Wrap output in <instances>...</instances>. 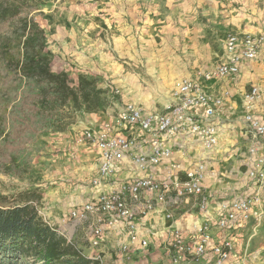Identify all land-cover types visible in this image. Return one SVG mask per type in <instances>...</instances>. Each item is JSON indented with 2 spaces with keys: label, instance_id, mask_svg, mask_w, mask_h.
Here are the masks:
<instances>
[{
  "label": "crops",
  "instance_id": "crops-1",
  "mask_svg": "<svg viewBox=\"0 0 264 264\" xmlns=\"http://www.w3.org/2000/svg\"><path fill=\"white\" fill-rule=\"evenodd\" d=\"M149 1L154 4L149 6L147 4ZM143 4L145 5L143 8L140 5L143 9L141 13L155 14L157 21L146 23L145 28H141V39L146 43L149 39H156L157 46L161 47L160 53L155 57L159 61L156 68L148 69L153 73L146 75L156 83L155 92L160 94L170 92L168 97L162 98L163 108L143 107L146 113L165 109L173 100V90L177 81L184 78L198 79L203 71L213 68L224 55V43L229 33L239 35L264 33V0H144ZM180 47H184L182 55L179 53ZM104 59L103 62L107 61V68L111 69V57ZM61 70L68 72L63 68ZM85 72L78 73L74 83H77L80 74L98 78L99 76L94 75L102 74L103 71ZM68 74L70 75L69 72ZM159 84L161 87L165 84L164 88L161 89ZM99 87L105 89L107 99L110 98L111 86L99 80ZM208 87L215 93H223L226 90L230 92L224 104L217 108L215 122L220 134L218 145L206 150L189 134L165 137L164 143L172 148V155L149 169V172L158 178L166 179L169 174H176L172 169L174 163L189 167L195 162L205 161L207 172L204 185L209 195L208 211L202 212L197 199L190 197L170 201L160 212H153L147 216L140 215L142 224L140 238H146L150 246L148 249H141L138 243L134 244L132 249L136 253L129 264H169L168 244L171 232L175 229L180 230L185 239L193 243L197 237V227L207 221L214 224L212 244L223 241L224 235L227 234L235 245L233 255L226 264H244L242 259L246 255L248 259L245 264H264V245H260L255 238L251 242L248 241L250 229L261 221L263 225L264 218L258 221L257 218L251 217L245 221H238L227 231H221L216 226L221 214L220 206L225 202L259 193L264 206V186L260 187L249 175L250 169L255 167L258 155L253 156L249 153L252 139L245 122V115L250 112L264 124V46L257 59L242 63L239 80L215 79L208 82ZM252 87H258L261 97L248 108L245 95ZM111 103L104 102L102 108L96 111L80 110L76 112L74 123L67 130L45 132L39 136V139L42 138L47 143L59 142L55 146L61 151L58 155L43 157L44 160L54 162L43 164L44 167L47 166L44 168L47 169L45 170L47 176L49 174L47 171L53 166L55 168L53 174H61L60 192L57 194L47 192L43 199L48 206L51 222L58 225L61 232L71 239L77 236L76 226L69 230L66 228L67 224L63 225V221L65 223L69 221L66 217L69 208L86 203L100 190L91 182H87L99 174L100 154L95 147L80 141L81 132L86 128L98 129L105 121H110L118 112H112ZM193 112L200 114L202 109L195 108ZM125 132L137 135L140 152L144 153L152 146L153 137L150 134L138 128ZM263 142L258 147L259 155L264 153ZM52 150L48 149V152ZM145 174L134 161L126 158L114 165L111 185L107 188L113 189L123 181ZM105 188L106 186L102 189ZM170 213L173 217L168 216ZM85 229L84 224L79 227L78 238L87 241ZM125 238L126 236L118 231H111L107 236L105 246L99 250L104 254V258L108 259V263L116 264L118 243ZM88 251L90 254L97 250ZM136 258L139 260H135ZM214 258L209 247L205 257L200 261L188 259L184 264H213Z\"/></svg>",
  "mask_w": 264,
  "mask_h": 264
},
{
  "label": "built area",
  "instance_id": "built-area-1",
  "mask_svg": "<svg viewBox=\"0 0 264 264\" xmlns=\"http://www.w3.org/2000/svg\"><path fill=\"white\" fill-rule=\"evenodd\" d=\"M263 46L264 33L239 35L231 32L224 43V55L214 67L203 71L198 79L184 78L177 81L173 100L163 111L146 113L140 105L126 103L110 121H105L98 129L86 128L81 132L80 141L95 147L100 154L99 174L91 181L92 185L100 190L86 203L70 209L66 217L85 225L87 247L97 251L90 254L89 251H81L73 239L65 237L84 256L105 264L104 254L99 249L105 246L111 231H118L126 238L118 243L116 264H129L136 253L132 249L134 244L138 243L141 249H148L150 246L146 238H140V215L160 212L170 201L190 197L197 199L202 212L208 211L209 195L204 185L207 172L205 161L195 162L189 167L174 163L172 169L176 174H169L166 179L158 178L149 172V169L172 155V148L164 143L165 137L189 134L206 150L218 145L220 134L215 122L217 108L224 104L230 92H212L208 82L225 78L231 81L239 80L242 63L257 59ZM260 97L258 87H252L245 95L248 108ZM195 108L202 109V112L194 113ZM245 122L252 139L249 153L258 155L255 167L250 169L249 175L262 187L264 153L259 155L258 147L264 139V124L250 112L245 115ZM137 128L153 137L152 146L144 153L139 150L137 135L125 132ZM126 158L134 161L146 174L123 181L113 189L107 188L111 185L114 165ZM104 186L106 188L102 189ZM32 204L45 221L53 226L48 213L39 207V203L33 201ZM220 210L216 226L221 231H227L238 221L251 217L259 221L264 216L263 201L259 193L225 202L221 204ZM168 216L173 217L171 213ZM213 228L211 221L197 227V237L193 243L188 242L180 230H173L168 244L169 264H184L188 259L200 261L209 247L215 256L213 264H226L233 255L234 243L226 234L223 241L212 244Z\"/></svg>",
  "mask_w": 264,
  "mask_h": 264
},
{
  "label": "trees",
  "instance_id": "trees-1",
  "mask_svg": "<svg viewBox=\"0 0 264 264\" xmlns=\"http://www.w3.org/2000/svg\"><path fill=\"white\" fill-rule=\"evenodd\" d=\"M50 1L0 0V172L16 178L31 171L40 134L63 132L76 112L99 110L108 100L97 78L80 74L74 83L67 71L54 70L37 19ZM42 198L37 189L12 201L0 194V264H101L45 221L32 204Z\"/></svg>",
  "mask_w": 264,
  "mask_h": 264
},
{
  "label": "rangeland",
  "instance_id": "rangeland-1",
  "mask_svg": "<svg viewBox=\"0 0 264 264\" xmlns=\"http://www.w3.org/2000/svg\"><path fill=\"white\" fill-rule=\"evenodd\" d=\"M143 1L52 0L42 8L43 15H37L48 36L54 70L59 71L62 68L68 70L73 82L78 73L103 71L94 77L99 76L98 80L111 86L110 98L106 103L116 104L115 106L111 103L112 112H117L119 107L122 108L125 103L130 102H135L141 107L161 109L164 105L163 96L170 95L168 91L162 94L155 92L156 83L146 75L153 73L148 69L156 68L159 61L155 57L160 53L161 47L157 46L156 39H149L147 43L141 39V28H145L146 23L157 21L155 14L141 13L143 9L140 5L142 8L145 6ZM147 4L150 6L154 3L149 1ZM183 48L180 47L181 55ZM108 56L111 57V69L107 68V61L103 62L105 57L110 58ZM164 85L162 84V87L160 85L161 89ZM39 136L32 145L33 167L29 174L23 178H16L0 172V194L9 197L11 201L14 194L28 189L40 190L43 198L47 192L51 194L60 192L61 174H53L55 170L53 166L47 171L49 173L47 176L45 172L47 169H44L47 166L44 167L43 164L54 162L44 160L43 157L58 155L61 151L55 146L59 142L47 143L42 138L39 139ZM48 149L52 151L48 152ZM91 181L92 179L87 182ZM43 198L39 202V207L48 213V206ZM66 222L63 221V225L67 224L66 228L69 230L76 226L77 236L73 238V242L81 251L87 252V242L78 238V230L83 223L73 219ZM248 235V241L251 242L255 238L260 245H264V222L263 225L261 221L256 227H252ZM142 258L145 260L144 256ZM247 259V255L242 259L244 264ZM107 260L105 259V264H111Z\"/></svg>",
  "mask_w": 264,
  "mask_h": 264
}]
</instances>
